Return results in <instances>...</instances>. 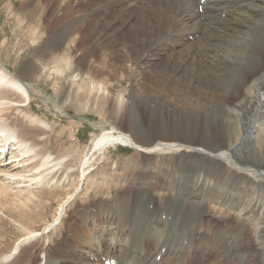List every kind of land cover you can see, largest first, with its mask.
I'll return each instance as SVG.
<instances>
[{"label": "bare ground", "instance_id": "1", "mask_svg": "<svg viewBox=\"0 0 264 264\" xmlns=\"http://www.w3.org/2000/svg\"><path fill=\"white\" fill-rule=\"evenodd\" d=\"M200 5V0L31 1L32 10L25 12H40L38 22L48 21L45 12L49 6L69 19H58L67 23L51 32L18 72L0 62V212L24 229L17 233L14 254L7 249L0 251V264H24L26 259L30 264L36 256L34 250L41 255L39 264H103L101 257L115 258L119 264H264L263 252L248 239L252 232L257 245L264 247V204L249 198V189L240 187L242 183L263 184L264 172L238 162L242 148L249 142L257 144L264 136V73L248 86L234 84L255 40L263 45L258 60L261 63L264 59V31L260 32L264 27V0H209L202 4L203 13L197 11ZM83 24L90 28L80 41ZM34 30L33 44L44 33ZM188 36L196 37L190 42ZM78 40L79 49L88 44L81 55L71 49ZM2 46L6 52L12 47L5 41ZM161 52L165 53L159 64L155 59ZM117 57L119 66L109 61ZM102 66L120 81L114 82L107 75L95 80L96 72L100 77L105 75L106 70L98 68ZM92 67L96 72H91ZM66 70L71 72V90L58 98L39 91L47 71L61 78ZM162 87L184 89V94L190 92L199 104L208 105L191 113L187 124L178 115L175 125L179 127L175 129H181L184 123L196 136L195 124L203 122L204 135L216 126L217 135L222 140L234 136L235 145L228 149L226 141L198 144L190 136L168 134H146L145 138L91 124L99 134L80 160L78 183H71V190L62 189L64 194L49 196L57 189L50 187L56 174L63 173L73 154L56 158L37 143L51 138L54 129L31 111L32 101L39 99L54 114L64 116L67 106L81 107L86 91L95 103L106 105L114 93L121 98L131 93V104L144 100L148 106L155 98L145 95L146 90ZM190 96L185 98L189 100ZM25 106L26 110L21 109ZM15 112L16 117L11 119ZM81 121L89 122L85 117ZM233 123L238 126L236 131L231 128ZM8 139L10 150L4 153ZM116 146L133 148L146 158L183 151L188 158H182L177 168L180 176H165L158 179L159 184L139 185L116 198L111 189L107 197L112 194L113 199L101 193L91 205L93 187L101 189L89 185L88 166L103 149ZM227 167L233 171L228 178L232 190L212 181L214 176H224ZM195 170L204 172L202 180L187 177ZM152 174L145 171L143 175L149 178ZM158 189H162V205L156 200ZM77 199L81 204L69 219L68 208ZM51 201L57 203L55 214L39 229L34 224L36 208L46 207ZM231 212L243 218L236 228L231 218L224 217L222 224H216L213 216L234 215ZM3 242L1 234L0 247ZM164 247L166 251L157 261ZM9 254L13 260H9ZM24 256L27 258L22 260Z\"/></svg>", "mask_w": 264, "mask_h": 264}, {"label": "rangeland", "instance_id": "2", "mask_svg": "<svg viewBox=\"0 0 264 264\" xmlns=\"http://www.w3.org/2000/svg\"><path fill=\"white\" fill-rule=\"evenodd\" d=\"M31 1L35 2L36 0ZM31 1L0 0V62L6 64L8 69L10 71L12 70L13 72H18V70H20V68L25 65L26 62L32 60L35 52L40 48L42 43L47 40V38L51 35V32H54V30L58 29L61 24L67 23V21H58V19L60 20L63 17L64 20L69 19V17H62L57 15L55 9H51V7L49 6L45 12V20L48 21L38 22L37 18H39L40 12L32 11L28 15L25 12L29 9L32 10L30 7ZM82 26L83 28L79 31L80 33L78 34L79 38L83 35H87L89 32L90 27L88 26V24H83ZM34 29H41L44 31V33L42 34V36H40L38 42L33 44V42L31 41L35 37ZM263 29L260 28V32L264 31ZM81 39L83 38H80V41ZM4 41L6 42L7 47H10L12 45L8 52L3 49L2 44ZM80 41L78 40L77 43L71 47L72 51L75 53L79 50L76 53L78 55H81L88 45L85 42L79 49L78 45ZM254 43L255 44L252 46V48H248L249 56H247L246 63L243 64L238 70V73H236L234 79L235 85L242 83L244 86H248V84H251L255 80V78L257 79L264 73V59L262 58L263 62L261 61V63L260 60H258L260 55L258 52L261 51V47L263 45H260L258 43V40H255ZM256 44L258 45L256 46ZM255 50L256 52H254ZM164 53L165 52H161L160 58L157 57L155 61H159L161 63V57ZM250 54L252 55V57ZM144 56H146V54H144ZM114 60L112 61V58L109 59V61L113 62L115 65H121L119 64L120 62L118 57ZM242 67H244V69ZM255 67H258L257 71L253 72L255 71ZM98 68L99 70L102 69L100 70L102 72H104L105 70L106 71L104 72L105 75H102V77H100L101 75L99 72L93 71L95 70V68H90L92 69V73L96 72L100 75L99 76L95 73L96 76L100 77L99 78L94 76L95 80H100L107 75L106 77L110 78L112 81L118 82L119 78L115 77V75H111L108 72L107 68L105 69V67L103 68V66ZM137 68L138 66L135 67L136 70ZM65 76L60 78L59 75L47 71L43 80L38 85V87L40 88L39 91H45L51 94L53 97L58 98L60 93H65L71 90L72 82L70 83L71 78H69L71 76V72L69 70H66ZM113 77L115 78V80ZM146 91L147 92H145V95H149L155 98L154 101L152 100V102L148 106L146 105V102L144 100H136L134 101V104H131L129 102L130 97H128L131 93L124 95V98H121V96H118L116 93H114L113 97L108 103H106V105L102 102H96L97 104H99L97 106L94 102V99L92 98L93 95H91L89 91H86L87 94H85V99L82 101L81 107L77 108L78 105L76 104L67 106V114H65L64 116H57L56 114H54L45 105V103H43L39 99L30 103L29 107L31 111L36 112L38 116L49 121L54 129V133L51 138H49L48 140L45 139L42 142L38 140L37 143L43 146V150L53 154L56 158L65 156L69 153L73 154L71 156V160H69V163H67L68 165L63 173L58 172L56 174V179L52 182L50 187L57 189L54 190V192H50L49 196L54 194H64V189H73L70 186L71 183H78L82 172L80 160L84 159V157L87 155L92 140L99 134V131L91 127V124L104 127H114L118 131H121L125 134H138L143 137H145L146 134L153 136L156 134H168L177 135L178 137L190 136L198 144L216 143L217 145H219L221 141H226V146H228V149L235 145L234 136L232 140L227 138H225V140H222L217 135V133L219 134V129L215 125L212 126V128L215 126L212 130V133L204 135L203 130H206V128L203 122H198L195 124L196 128H198V134L196 136L191 135V133L189 132V127L185 125L187 124V119L190 118L191 113L195 112L196 110L202 111L203 109L208 108V105L199 104L201 102L192 95L190 96V92L184 94V89L177 90L170 87L152 88ZM186 96H190L189 100L185 98ZM21 109L26 110L27 106L22 107ZM7 112L8 111H6L5 113ZM178 115L183 116V121L185 123L181 125V129H175V127H179L176 126L178 125V119H180ZM15 117L16 112L15 114L13 113V115H11V119ZM83 117L87 118L90 123H87V121H81V118ZM185 118L186 120H184ZM164 128H166V130H163ZM231 128L233 129V131H236L238 126L233 123ZM182 158H188L186 151H183L180 154L157 155L152 158H146L143 153L130 147L116 146L105 148L101 151V153L95 155L91 164H89L88 166V180H90L89 185L95 184L96 186H98V188L101 189L100 192V190H94L95 187H93L89 204L92 205L93 202H95L96 199L101 196V193H106V198L109 190L111 189L116 198V196L123 195L133 188H137L139 185H143L149 182L156 184L158 183V179L165 176L169 175V178H171L172 176H180L181 171L178 170V166L181 164L180 162ZM238 162L244 167L258 168V171L263 174L264 136L259 139L257 144L249 142L245 147H243L242 151L239 154ZM145 171H151L154 175L152 174L148 178L143 175ZM224 172V176H214L212 177V181L214 184H217L219 187H223L225 190H232V187L228 182V178L233 173V171L227 167ZM186 173L184 174L186 175ZM187 177L195 178V180H202V178L204 177V172L201 170H195L192 174L187 175ZM244 186L245 183L240 184V187H243L246 191L249 189L246 193L249 198L257 199L261 203L263 202L262 204H264V183L257 186ZM236 190L239 194H243L241 193L240 189L238 190L237 188H235L234 191L236 192ZM159 192L161 193L162 189H158L156 191V193L158 194L156 196V200L158 201L159 205H162V203H164V198L159 195ZM42 195L47 194L44 193ZM108 197H110L109 199H113L112 194H110ZM82 200L83 199L80 196L79 201L82 202ZM76 201L72 202L68 208L69 217H72L73 214L75 215V212L78 210L77 208L81 204L78 199ZM56 208L57 203L55 201H51L48 205H46V207L36 208L37 213L35 212V215L33 216L35 217L34 224H36L38 228L41 229L44 222L52 220ZM231 214H234V212H231ZM210 215H212V213H210ZM5 216V214L0 212V235L3 234L4 240L1 246L2 248L0 247V251L4 252L3 250L7 249V251L9 250L8 253L14 254L13 245L18 240L17 233L18 231H22L24 229L20 228V225L13 219ZM213 217L217 219V225H220L224 222V217H226V219L231 218L234 221L235 228L243 221L242 217H240L239 215L237 217L235 214L232 216L228 215L219 217L217 215ZM248 239L250 243L257 246V248L260 249L261 253L263 252L264 254V247L261 248V245H257V242H255L256 238L254 237V234L252 232L249 234ZM35 254L36 258L34 257L32 259V261H34L30 264L39 263L40 255L37 253V251H35ZM25 257L26 256H24L22 260L25 259ZM26 260H23L25 261L24 264H26Z\"/></svg>", "mask_w": 264, "mask_h": 264}]
</instances>
